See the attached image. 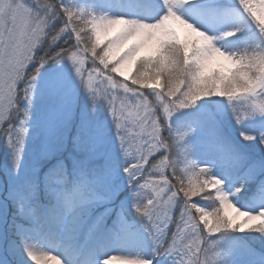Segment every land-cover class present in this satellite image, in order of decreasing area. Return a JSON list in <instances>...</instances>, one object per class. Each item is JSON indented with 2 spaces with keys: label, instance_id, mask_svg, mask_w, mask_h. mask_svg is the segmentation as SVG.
Wrapping results in <instances>:
<instances>
[{
  "label": "snow or ice",
  "instance_id": "6c2138e0",
  "mask_svg": "<svg viewBox=\"0 0 264 264\" xmlns=\"http://www.w3.org/2000/svg\"><path fill=\"white\" fill-rule=\"evenodd\" d=\"M0 264H264V0H0Z\"/></svg>",
  "mask_w": 264,
  "mask_h": 264
},
{
  "label": "rangeland",
  "instance_id": "374dc122",
  "mask_svg": "<svg viewBox=\"0 0 264 264\" xmlns=\"http://www.w3.org/2000/svg\"><path fill=\"white\" fill-rule=\"evenodd\" d=\"M117 78H119V77H117Z\"/></svg>",
  "mask_w": 264,
  "mask_h": 264
}]
</instances>
